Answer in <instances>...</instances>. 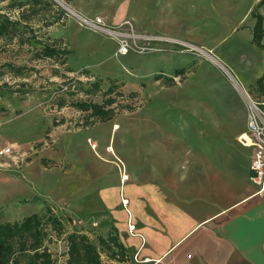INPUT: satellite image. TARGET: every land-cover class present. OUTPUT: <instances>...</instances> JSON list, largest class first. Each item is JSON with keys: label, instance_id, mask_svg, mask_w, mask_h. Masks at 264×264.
Masks as SVG:
<instances>
[{"label": "crops", "instance_id": "crops-1", "mask_svg": "<svg viewBox=\"0 0 264 264\" xmlns=\"http://www.w3.org/2000/svg\"><path fill=\"white\" fill-rule=\"evenodd\" d=\"M72 1L74 15H89ZM259 3L248 0L236 19L221 14V4L214 10L222 19H212L208 4L192 35H209L212 20L219 25L216 40L229 42L214 47L218 67L199 59L192 80L166 89L140 125L120 119L86 127L62 142L59 173L31 176L78 227L116 228L132 264H264V196L251 181L255 149L240 141L248 131L245 96L264 98V85L250 93L264 76V50L253 43L257 20L240 25ZM32 121L15 137L31 136Z\"/></svg>", "mask_w": 264, "mask_h": 264}, {"label": "rangeland", "instance_id": "rangeland-1", "mask_svg": "<svg viewBox=\"0 0 264 264\" xmlns=\"http://www.w3.org/2000/svg\"><path fill=\"white\" fill-rule=\"evenodd\" d=\"M10 1L0 3V13L7 11L5 8ZM50 1L63 11L60 12L63 20L46 32L52 38H62L67 44L71 52L68 65L73 72H67L65 67L53 61H34L36 51L33 45H20L18 39L12 42L0 40V144L12 145L21 160L25 159L19 166L12 165L0 171V224L21 221L36 213L43 214L51 208L53 214L62 219L65 229L61 235L49 230L46 246L57 264H67L69 233L78 230L98 244L99 237L106 236L111 228L105 230L100 226L84 224L78 227L75 220L65 213L61 203L50 199V188H41L31 179L32 174L59 173L63 166L62 142L86 131V125L92 122L87 113L79 111L70 103L62 109L51 105L58 85L68 80L73 86H76L74 82L77 81L89 88L99 82L101 92L93 97L98 103L104 102V94L113 85L114 89L126 95L137 92V98L121 97L114 105L116 109H119L118 105H133V111L120 109L113 120L105 123L112 125L122 120L124 124L140 125L146 107L163 97L166 89L178 86L186 79L192 80V71L196 69L199 59L211 60L218 67L215 59L219 62L216 56L220 53L214 55V47L221 50L229 42L228 39L216 40L219 25L212 20L209 35H192L197 23L195 21L204 16L205 7L211 4L214 11L212 19H222L221 14L236 19L244 12L248 0H78L89 12V15L78 13V16L71 13L74 7L72 0ZM220 4L221 14L214 10ZM260 11L264 19V4L246 11L242 15L241 27H247L248 21L255 19L253 14ZM12 13L13 17L17 16L15 12ZM50 15L42 12L40 18L53 21ZM81 16L92 20L100 17L105 25L117 28L131 40L130 53L125 56L119 54L118 40L102 33L100 29L87 27ZM68 21L80 30L69 29ZM133 34L138 37H132ZM146 37L159 39L151 41L146 40ZM145 47L150 48V51H144ZM6 65L26 69L21 75L15 76ZM83 66H88L94 72L86 68L78 70ZM179 70L182 73H178ZM260 89L257 86L250 93L260 92ZM68 101L72 99L68 98ZM31 120H34L31 124L35 126L31 136L20 134V137H15L13 131ZM90 142L88 145L91 148ZM102 259L108 264L106 256L103 255ZM127 264H132L131 256Z\"/></svg>", "mask_w": 264, "mask_h": 264}, {"label": "trees", "instance_id": "trees-1", "mask_svg": "<svg viewBox=\"0 0 264 264\" xmlns=\"http://www.w3.org/2000/svg\"><path fill=\"white\" fill-rule=\"evenodd\" d=\"M264 4L261 0L258 7ZM7 11L0 13V40L14 41L18 39L20 45H33L35 47L34 61H53L65 67L67 72H73L69 67V55L71 54L67 44L62 38L50 37L46 30L61 22L62 15L56 4L50 0H11L5 8ZM59 10V11H58ZM3 11V10H1ZM12 12L17 14L12 16ZM42 12L50 13L53 21L40 18ZM253 17L257 23L254 27L253 43L264 50L262 43L264 37V19L255 12ZM41 32H44L40 35ZM15 76L21 75L26 67L6 65ZM35 72L36 69H32ZM182 73V71H178ZM64 78V76L62 75ZM67 79V78H66ZM112 83H115L111 79ZM73 86L68 80H64L54 91V102L51 104L57 109H62L70 103L79 111L87 113L92 122L86 127H91L98 122H107L119 112L128 109L133 111V105L114 106L118 98H137V92L126 95L117 91L115 85L104 94L103 103L94 100L100 90L99 82L85 88L81 83L74 82ZM259 88L264 85V76L257 81ZM115 93L113 97L112 94ZM84 96V97H82ZM71 98L72 101H68ZM55 125V122H54ZM56 126V125H55ZM65 225L61 218L55 216L51 208L43 214H33L21 221L6 222L0 224V264H57L50 249L46 246L49 230L61 235ZM68 259L67 264H106L102 256H106L108 264H127L130 253L122 243L116 228H111L106 236L98 239L94 244L90 237L78 230H73L67 235Z\"/></svg>", "mask_w": 264, "mask_h": 264}, {"label": "built area", "instance_id": "built-area-1", "mask_svg": "<svg viewBox=\"0 0 264 264\" xmlns=\"http://www.w3.org/2000/svg\"><path fill=\"white\" fill-rule=\"evenodd\" d=\"M83 24L87 27H94L119 42V54L125 56L130 53L132 46L130 39L123 36L117 28L105 25L102 18L98 17L94 20L86 19L81 16ZM132 37L136 38L135 34ZM146 40H156L159 38L146 37ZM144 51H150V48H144ZM248 107V131L240 137V141L244 145H251L255 151L251 164V181L258 187L257 194L264 196V98L254 99L249 95L245 96ZM0 171L10 168L12 165L19 166L25 159L21 160L20 156L15 152L12 145L0 147ZM97 225L95 224L94 227ZM131 233L135 232V226L129 227Z\"/></svg>", "mask_w": 264, "mask_h": 264}, {"label": "bare ground", "instance_id": "bare-ground-1", "mask_svg": "<svg viewBox=\"0 0 264 264\" xmlns=\"http://www.w3.org/2000/svg\"><path fill=\"white\" fill-rule=\"evenodd\" d=\"M72 13V12H71ZM76 16H78V15H76ZM199 49V48H198ZM228 72V71H227Z\"/></svg>", "mask_w": 264, "mask_h": 264}]
</instances>
